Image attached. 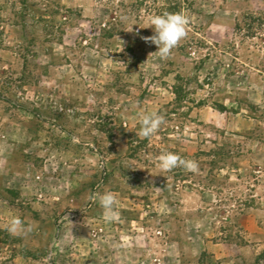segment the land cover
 Returning a JSON list of instances; mask_svg holds the SVG:
<instances>
[{
  "label": "rangeland",
  "instance_id": "374dc122",
  "mask_svg": "<svg viewBox=\"0 0 264 264\" xmlns=\"http://www.w3.org/2000/svg\"><path fill=\"white\" fill-rule=\"evenodd\" d=\"M0 264H264V0H0Z\"/></svg>",
  "mask_w": 264,
  "mask_h": 264
},
{
  "label": "clouds",
  "instance_id": "9594fccd",
  "mask_svg": "<svg viewBox=\"0 0 264 264\" xmlns=\"http://www.w3.org/2000/svg\"><path fill=\"white\" fill-rule=\"evenodd\" d=\"M189 24L190 19L183 13L165 12L153 15L141 28H151L154 34L142 36L141 39L145 43L156 45L157 51L153 53H156L160 59L167 60L171 57L172 50L187 38ZM164 122V116L157 112L141 113L138 120L139 132L137 135L141 139L150 138L161 129ZM156 166L161 172H170L179 167L187 172L196 173L199 169V165L195 160L185 159L173 152H161L156 157ZM90 200L93 203H98L103 209V219L106 222H118L120 220V216L116 211L117 200L111 192L92 193ZM5 227L13 235H25L29 231L18 216L12 217Z\"/></svg>",
  "mask_w": 264,
  "mask_h": 264
}]
</instances>
